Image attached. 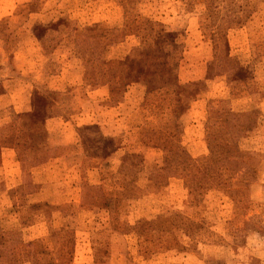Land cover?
<instances>
[{
  "label": "rangeland",
  "instance_id": "obj_1",
  "mask_svg": "<svg viewBox=\"0 0 264 264\" xmlns=\"http://www.w3.org/2000/svg\"><path fill=\"white\" fill-rule=\"evenodd\" d=\"M0 264H264V0H0Z\"/></svg>",
  "mask_w": 264,
  "mask_h": 264
},
{
  "label": "trees",
  "instance_id": "obj_2",
  "mask_svg": "<svg viewBox=\"0 0 264 264\" xmlns=\"http://www.w3.org/2000/svg\"><path fill=\"white\" fill-rule=\"evenodd\" d=\"M164 35H167L169 36V32H166V33H161L159 36H164ZM138 54L142 55V57L144 56V58L142 59V62L141 63H138L137 64L135 63V61L132 59V58H124V59H120L119 61H117V65L120 67V72L122 73V77L124 79H129L130 77H135V76H139V77H142V78H147V82L149 84H151L152 82H154L155 80H158L156 77V71L159 70L158 66H159V62H155L154 60L152 61V57L150 56V63H146L145 64V61L147 59V56H148V52L146 50H139L138 51ZM145 68V71H142L141 67ZM151 71H147V70H150L152 69ZM162 68V67H161ZM85 128V127H84ZM88 127H86L85 129H87ZM94 136L95 137H98L99 139H103L104 137L99 133V132H96L94 131ZM91 139L86 135L85 136V141H86V144H88V142L90 141ZM91 145L88 144V147L90 148ZM96 147H94L95 149Z\"/></svg>",
  "mask_w": 264,
  "mask_h": 264
}]
</instances>
